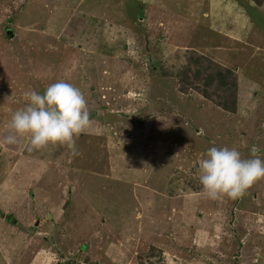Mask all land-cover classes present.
Segmentation results:
<instances>
[{"label":"rangeland","instance_id":"374dc122","mask_svg":"<svg viewBox=\"0 0 264 264\" xmlns=\"http://www.w3.org/2000/svg\"><path fill=\"white\" fill-rule=\"evenodd\" d=\"M64 80L77 155L0 145V264H264V179L210 200V147L264 159V0H0V138Z\"/></svg>","mask_w":264,"mask_h":264},{"label":"clouds","instance_id":"9594fccd","mask_svg":"<svg viewBox=\"0 0 264 264\" xmlns=\"http://www.w3.org/2000/svg\"><path fill=\"white\" fill-rule=\"evenodd\" d=\"M23 100L24 106L11 112L0 145H16L25 139L29 152L60 145L77 155V138L92 123L81 89L60 80L49 84L43 94L24 91ZM259 151L253 145L250 157L242 158L234 147H210L197 168L203 196L213 201L242 198L255 182L264 179V159Z\"/></svg>","mask_w":264,"mask_h":264}]
</instances>
